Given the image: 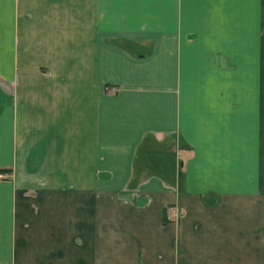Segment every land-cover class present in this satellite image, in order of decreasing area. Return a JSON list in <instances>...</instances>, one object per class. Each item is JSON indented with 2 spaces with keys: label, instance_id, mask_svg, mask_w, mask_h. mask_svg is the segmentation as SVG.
Here are the masks:
<instances>
[{
  "label": "crops",
  "instance_id": "1",
  "mask_svg": "<svg viewBox=\"0 0 264 264\" xmlns=\"http://www.w3.org/2000/svg\"><path fill=\"white\" fill-rule=\"evenodd\" d=\"M0 176V264H264V0H0Z\"/></svg>",
  "mask_w": 264,
  "mask_h": 264
},
{
  "label": "rangeland",
  "instance_id": "2",
  "mask_svg": "<svg viewBox=\"0 0 264 264\" xmlns=\"http://www.w3.org/2000/svg\"><path fill=\"white\" fill-rule=\"evenodd\" d=\"M252 42H254V44H258L259 40H252Z\"/></svg>",
  "mask_w": 264,
  "mask_h": 264
},
{
  "label": "built area",
  "instance_id": "3",
  "mask_svg": "<svg viewBox=\"0 0 264 264\" xmlns=\"http://www.w3.org/2000/svg\"><path fill=\"white\" fill-rule=\"evenodd\" d=\"M2 178V176H0V179Z\"/></svg>",
  "mask_w": 264,
  "mask_h": 264
}]
</instances>
